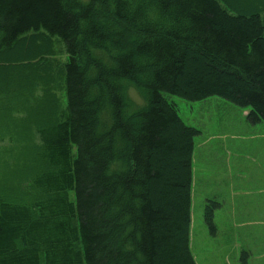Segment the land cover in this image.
Masks as SVG:
<instances>
[{"label": "trees", "instance_id": "16d2710c", "mask_svg": "<svg viewBox=\"0 0 264 264\" xmlns=\"http://www.w3.org/2000/svg\"><path fill=\"white\" fill-rule=\"evenodd\" d=\"M127 3L0 0V264H196L200 131L164 93L218 96L264 125V0H158L167 29ZM121 79L145 91L132 117ZM218 206L203 208L211 234Z\"/></svg>", "mask_w": 264, "mask_h": 264}, {"label": "rangeland", "instance_id": "374dc122", "mask_svg": "<svg viewBox=\"0 0 264 264\" xmlns=\"http://www.w3.org/2000/svg\"><path fill=\"white\" fill-rule=\"evenodd\" d=\"M80 1L87 2L88 0ZM55 56L61 59V61L65 59V54L62 51H57ZM56 94L62 101H64L65 96L62 94V91H56ZM164 95L169 101L176 104L179 116L183 122L187 125L196 127L200 131L194 137L195 157L192 162V168L194 169V171L192 170L191 181L192 194L194 195V192L196 194L199 193L198 197L203 199L205 197L204 192H207L212 196L211 199H214L213 197L217 196L219 201L223 202L226 192L230 191L231 193L234 190L232 189V185H229L222 190L223 188L219 183L229 181L231 176L227 179L219 177L217 179V172H226L227 167L230 166L229 163L231 164L235 159H238L234 155L229 156L226 150L231 149V146H234V148L236 147L235 139L231 140L229 130L235 131L236 129L241 128V124L238 123V120L237 122L235 120V116H237L236 112L230 111L226 109V107L241 111L242 108H239L218 96H210L201 101H188L169 93H164ZM215 123H217V128H215ZM246 139L247 140L245 142L242 138H240V144L238 145V148L236 147V149H239V147L244 149L249 146L250 139ZM215 146L216 149L214 150ZM230 152H232V150ZM240 161L245 162L248 161V159L240 156ZM255 184L256 183H253L252 185ZM254 190L255 189L251 190V193L247 195V200L245 201L246 205H252V207L243 211L240 209L239 212H236V222L240 223V221L249 220L250 222L248 223L250 224H247L246 222L243 224L240 223L239 225L234 224L235 226L233 228L229 225L226 229L229 233H219L221 239L229 240L233 237L236 240H242L250 232L252 234V239H254L255 232L257 234V230L259 231L260 239H264V189H261L263 191ZM198 203V198L194 197L192 206L193 217L190 225V249L192 255L196 258L197 264H213L211 263L212 261L209 260L208 255L204 254L205 249L203 246L207 243L214 242L217 237L214 235L215 232L214 234L209 232L203 222H201V226L198 225L197 222L199 220L202 219L203 221L202 217L198 218L196 215L198 213L196 208ZM262 252L264 253V247Z\"/></svg>", "mask_w": 264, "mask_h": 264}, {"label": "crops", "instance_id": "0c3cea01", "mask_svg": "<svg viewBox=\"0 0 264 264\" xmlns=\"http://www.w3.org/2000/svg\"><path fill=\"white\" fill-rule=\"evenodd\" d=\"M226 109L236 112L237 116H235V120L236 122L238 120V123L241 124V128L236 129L235 131L229 130L231 140L235 139V146L238 148V145L240 144V138H242L245 142L247 140L246 138H249L250 141L249 146L245 147L244 149H241L240 147L239 149H236V147L234 148V146L230 145L231 149L226 150V152L229 154V156L234 155L238 159H235L231 164L229 163L230 166L227 167L226 172H217V179L218 177L227 179L231 176V179L229 181H223L219 183L223 188L222 190H224V188H226L227 186L232 185V189L234 191L231 193L230 191L226 192V195L223 198V202L219 201V198L217 196L213 197L214 200L219 203V206L215 208L213 212V222L216 227L214 235L217 237V239L214 242L207 243L203 246L205 249L204 254L208 255L209 260L212 261L211 263L213 264H243L241 261V253L245 251L248 253L245 260L246 264H264V253L262 252L264 247V239H260L258 230L257 234L255 232L254 239H252L251 232L248 233V235L242 240H236L233 237L229 240L221 239L219 235V233L221 232H223V234L229 233L226 230L229 225L231 226V228H233L235 226L234 224L239 225L240 223L243 224L245 222L247 224H250L248 223L250 222L249 220H245L242 222L240 221V223L236 222V212H239L240 209H242L243 211L252 207V205L245 204L247 195L251 193V190L255 189L254 191H263L261 189H264V125L249 124L245 119V115L248 112L247 108L242 109V111L229 107H226ZM215 128H217V123H215ZM215 149L216 146L214 150ZM231 150L232 152H230ZM240 156L248 159V161H240ZM194 157L195 154L193 148L192 162L194 160ZM192 165L193 164L191 163V167H193ZM192 170L194 171L193 168ZM253 183L256 184L252 185ZM204 195L205 197L203 199L199 198V193L196 194L194 192L193 195L191 189V219L193 217L192 206L194 197H197L199 202L198 206H195L198 210V213L196 215L198 216V218L202 217L204 205L209 200V198H212V196L207 192H204ZM201 222H203L202 219L197 222L199 226H201ZM194 259L196 262L195 256Z\"/></svg>", "mask_w": 264, "mask_h": 264}, {"label": "clouds", "instance_id": "9594fccd", "mask_svg": "<svg viewBox=\"0 0 264 264\" xmlns=\"http://www.w3.org/2000/svg\"><path fill=\"white\" fill-rule=\"evenodd\" d=\"M127 6L129 14L134 13L139 8L140 15L136 20L137 25H148L156 29H167L172 26L171 18L160 10L158 0H128ZM137 59L141 65H144L149 58L140 56ZM148 74L147 69L138 73L139 80L146 79ZM116 83L120 85L123 115L125 118L132 117L146 105L145 91L139 84L126 79H121Z\"/></svg>", "mask_w": 264, "mask_h": 264}]
</instances>
